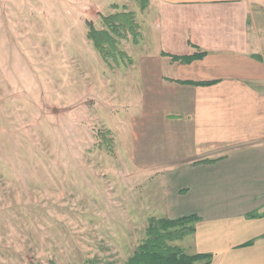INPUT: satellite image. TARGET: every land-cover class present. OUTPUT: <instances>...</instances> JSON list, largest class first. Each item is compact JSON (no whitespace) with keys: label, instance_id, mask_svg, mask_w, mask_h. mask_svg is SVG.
<instances>
[{"label":"rangeland","instance_id":"rangeland-1","mask_svg":"<svg viewBox=\"0 0 264 264\" xmlns=\"http://www.w3.org/2000/svg\"><path fill=\"white\" fill-rule=\"evenodd\" d=\"M150 1L0 0V264H128L169 216L165 179L133 164L138 64L166 48ZM123 13L138 36L106 60L90 25Z\"/></svg>","mask_w":264,"mask_h":264},{"label":"crops","instance_id":"crops-1","mask_svg":"<svg viewBox=\"0 0 264 264\" xmlns=\"http://www.w3.org/2000/svg\"><path fill=\"white\" fill-rule=\"evenodd\" d=\"M150 8L166 48L143 51L138 64L144 107L133 164L165 179L168 218L199 216L175 244L212 254L209 264H264V0Z\"/></svg>","mask_w":264,"mask_h":264},{"label":"trees","instance_id":"trees-1","mask_svg":"<svg viewBox=\"0 0 264 264\" xmlns=\"http://www.w3.org/2000/svg\"><path fill=\"white\" fill-rule=\"evenodd\" d=\"M143 7L148 0H141ZM105 23L109 29H96L90 25L89 37L93 40L97 50L108 60L118 53L125 55L118 50V41L114 33L122 35L120 29H127L138 36L137 26L134 23L132 13H123L105 17ZM205 53H197L191 56H173L175 60L190 62L204 56ZM212 82H201L199 84H210ZM212 162L213 160H206ZM199 220L197 214L184 215L178 218H155L150 219L147 228L146 239L137 247L133 255L128 259V264H209L212 254L189 253L180 245L175 244L177 240L184 238L196 231V223Z\"/></svg>","mask_w":264,"mask_h":264}]
</instances>
